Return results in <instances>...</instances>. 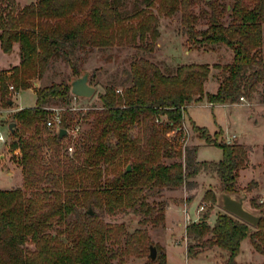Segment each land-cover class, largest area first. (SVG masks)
<instances>
[{
  "label": "trees",
  "instance_id": "1",
  "mask_svg": "<svg viewBox=\"0 0 264 264\" xmlns=\"http://www.w3.org/2000/svg\"><path fill=\"white\" fill-rule=\"evenodd\" d=\"M249 1L234 0L229 23H223L220 12L212 9L208 26L198 29L188 0H133L131 11L124 9L127 0H35L22 7L15 0H0V47L5 53L12 51L14 43L20 47L19 63L0 72V100L5 104L11 99L9 84L30 87L55 60L65 61L79 76L83 67L77 53L87 47L127 45L151 52L159 14L183 11L188 41L224 44L232 51L230 62L213 65L220 69L215 92L204 89L210 74L208 63L161 68L142 56L133 59L121 92L116 84L106 86L99 94V109L88 110L77 119L72 110L60 112L62 128L80 124L74 139L68 134L59 137L46 126L52 112L46 105L67 102L69 84L37 87L35 104L12 114L17 126L10 147L20 150L23 183L0 189V264H113L117 258L123 264L125 249L144 231L128 232L122 224L104 222L99 215L89 214L90 207L110 213L130 208L142 215V224L163 225L165 202L151 204L147 197L164 189H192L197 186L194 177L208 167L217 174L223 191L238 190V173L249 161L251 146L218 141L207 127L192 120L197 136L207 145L220 147L222 158L197 161L196 144L184 147L183 154L174 139L183 129L187 106L203 97L212 104L233 103L241 96L264 103V0ZM126 80L130 83L124 85ZM86 121H90L87 129ZM136 123L144 125L142 143L128 135ZM175 129L178 132L172 136ZM110 135L116 139L115 146L108 144ZM66 138L69 141L63 144ZM70 141L72 153L65 151ZM120 156L131 163L130 170L112 168ZM262 156L264 165V144ZM166 157L173 160L165 162ZM249 183L257 185L255 180ZM209 194L215 202L211 190H206L204 198ZM250 203L264 214V200L251 199ZM207 213L185 227L188 258L217 247L227 253L220 264H238L236 256L246 237L264 256V216L253 227L227 212H219L210 224ZM122 237L124 249L119 246Z\"/></svg>",
  "mask_w": 264,
  "mask_h": 264
},
{
  "label": "rangeland",
  "instance_id": "2",
  "mask_svg": "<svg viewBox=\"0 0 264 264\" xmlns=\"http://www.w3.org/2000/svg\"><path fill=\"white\" fill-rule=\"evenodd\" d=\"M15 1L17 7H22L35 0ZM245 1L247 3L250 2L249 0ZM188 2L189 11H192L194 14L196 18L195 26L198 29L208 26L210 22L208 14L212 9L220 12V19L223 23L231 21V7L234 0H188ZM133 8V0H127L124 9L131 11ZM182 12L178 10L172 16L158 15V36L154 43V49L151 52L137 46L127 45H114L101 49L87 47L79 51L77 53L79 55V63L83 67V70L90 72L89 83L95 87V92L90 97H76L70 91V98L67 102L63 100L52 101L46 105L47 109L51 111L56 109L59 112L72 110L76 119L80 118L88 110L99 109L101 106L99 94L103 93L106 86L111 84H116L118 89H121L123 87L121 83L126 78V71L129 70L131 61L141 56L157 63L161 68L165 66L174 68L176 65L183 63L206 62L210 65V74L213 78L220 74V69L213 65L230 62L232 51L224 44L197 45L188 41L187 35L183 31ZM262 36V56L264 58V23L262 25ZM19 61L20 47L18 43H14L12 51L9 53L3 52L0 47V72L9 70L11 67L17 65ZM73 76L75 75L72 73L68 63L63 60H55L42 77L32 80L30 87L20 89L15 86V89L18 91L16 97L11 95V91L8 88L7 96H10L13 100L12 104H5L0 100V118L4 126L3 132L6 134V141L0 142V189L18 187L22 183L21 167L18 160L20 150H11L10 146L15 138L7 130V125L10 122L15 123L14 128L17 126L16 121L12 118V114L20 108L35 104L34 91L37 87L50 85L53 82L69 84ZM129 83L126 80L124 85ZM118 92H121V90ZM236 104L212 105L206 101H201L195 105H191L184 120L187 129H182L174 141L175 144L180 145L183 154L184 147L201 143L197 150L199 160L219 161L222 158V149L220 147L204 144V140L197 136L198 133L192 128L189 117L191 116L196 122H194L195 124L207 127L212 138L218 141L249 144L252 148L249 154V164L239 170L236 183L238 190L231 193H238L241 190L245 191L246 199L244 203L246 207L253 212L259 213L260 209L252 207L250 200L254 199L258 203L264 200V165L262 156V146L264 144V103L257 99L251 100L245 97L243 100L239 98ZM51 115L52 112L49 113V117ZM161 118L164 119V117ZM85 127L86 129L90 127V121H86ZM144 133L145 130L142 123L133 124L128 129L129 137L138 138L141 143L144 140ZM68 141L67 138L64 139L63 144H66ZM108 144L115 146V137L110 135L108 137ZM163 160L170 163L173 159L166 157ZM128 165L131 166V163L120 156L112 168L116 171L124 170ZM112 168L108 174L110 177L112 176ZM204 170L207 177L202 178L201 181H209L204 186V194L206 190L213 191L216 197L215 202L211 200V194L206 198L203 196L199 202V193L195 198L186 201L185 212L171 209L168 210V217H166L169 205H177L181 209V205L185 203V199L192 192L197 193V190L186 189L187 192H185V187L183 186L175 189H164L157 194L147 197V201L151 204L165 202L163 225H154L150 222L142 224L140 222L142 215L134 213L130 208L110 213L102 211L97 206L90 207L93 210V214L99 215L100 219L104 222L113 225L122 224L128 232H133L136 229L144 231V234L136 236L137 239L134 240L131 247L125 249L121 261L123 264H159L161 261H165L166 264H213L211 262L220 261V255L224 253L217 247L203 250L196 258H188L186 255L187 239L183 223L187 220L186 216L189 219H194L197 216L198 202L199 205L204 206L201 215L209 212L207 213V220L210 219L212 223L215 222L219 212H225L218 206V195L214 191L222 190L220 180L212 167ZM251 180H256L257 185L253 186L250 184ZM60 238L66 241L63 235ZM151 244L156 246L157 251L154 260L149 257V245ZM250 244L247 237L242 240L240 251L236 257L238 264H264V256L254 248L253 253H251L249 249ZM28 245L30 248L33 247V243L31 242ZM119 246L124 249V237H122ZM224 255L227 257V253ZM113 264L122 263L117 258L113 260Z\"/></svg>",
  "mask_w": 264,
  "mask_h": 264
},
{
  "label": "water",
  "instance_id": "3",
  "mask_svg": "<svg viewBox=\"0 0 264 264\" xmlns=\"http://www.w3.org/2000/svg\"><path fill=\"white\" fill-rule=\"evenodd\" d=\"M90 72L88 70H82L79 76H73L69 82L70 91L76 97H90L95 92V87L89 83ZM13 100L10 99L8 104H12ZM14 122L8 124L10 133L14 132ZM66 134L65 128H60L58 135L62 137ZM127 170H130V165L127 166ZM235 192V191H234ZM217 204L225 212L243 220L244 222L256 227L264 214L259 212H253L246 207L244 201L246 199V192L241 190L238 193H231L220 190L217 194ZM89 214H93L91 208L88 209ZM156 246L149 245V257L154 260L156 258Z\"/></svg>",
  "mask_w": 264,
  "mask_h": 264
},
{
  "label": "crops",
  "instance_id": "4",
  "mask_svg": "<svg viewBox=\"0 0 264 264\" xmlns=\"http://www.w3.org/2000/svg\"><path fill=\"white\" fill-rule=\"evenodd\" d=\"M199 63H206V62H199ZM212 78H213V76H211V74L209 75V77H208V80L205 82V84H204V89H205V91H208V92H215L216 91V89H217V87H218V82H217V80H216V78L214 77L213 78V80H212ZM201 101H206V102H208L207 101V99L205 98V97H203L200 101H194V102H192L190 105H188L187 106V112H188V108L191 106V105H195V104H197V103H199V102H201ZM237 102V101H236ZM236 102H233V103H214V104H212V103H210V102H208L209 104H212V105H216V104H231V105H237L236 104ZM21 107H23V106H21ZM26 107V106H25ZM190 117V121L192 120L193 122H195L193 119H192V117L191 116H189ZM187 118V117H186ZM187 120L189 121V119L187 118ZM196 123V122H195ZM200 126V125H199ZM222 131H223V129H222ZM224 132V131H223ZM228 137V136H227ZM228 139H230V137H228ZM201 144V143H200ZM200 144L199 143H197L196 145H197V147H199L200 146ZM205 144V143H204ZM247 145H249V144H247ZM198 150V149H197ZM251 153V152H250ZM196 160L197 161H205V160H199L198 159V157H197V152H196ZM249 164V161H248V163H247V165ZM246 165V166H247ZM245 166V167H246ZM244 167V168H245ZM204 169H202L195 177H194V180L197 182V186L196 187H194V188H192V189H189V190H197V193L196 192H192V194H190L189 196H188V198H186L185 199V203L183 204V205H181V209L179 208V206H177V205H169L168 206V209H167V212H166V217H168L167 216V213H168V210H175V211H184L185 212V205H186V201H188V200H190V199H193V198H195L196 196H198V194H199V202H200V200H201V198L204 196V186H205V184H206V182L207 183H209V181H201L202 180V178H206L207 177V175H206V173H205V170L203 171ZM9 174H11V173H9ZM21 175H22V172H21ZM212 179H214V178H212ZM256 181V180H255ZM22 183H23V176H22ZM22 183L20 184V185H22ZM19 185V186H20ZM185 189V192H187V190H186V188H184ZM199 189H201V190H199ZM215 191V193L216 194H218V192L220 191V190H214ZM199 202H198V207H197V216L194 218V219H189V217L188 216H186V222H184L183 224H184V228L186 227V225H187V223H190V222H192V221H197L198 220V218L201 216V211H198V209H199V207L201 206V205H199ZM187 214V213H186ZM211 216V215H210ZM208 222L210 223V224H213L211 221H210V219L208 220ZM242 242V241H241ZM241 245V244H240ZM249 249L251 250V253H253V247H252V245L250 244V246H249ZM222 253H226V252H222ZM224 254H222V255H220V261L219 262H211V263H213V264H220V263H222V261L226 258L225 257V255ZM237 257V256H236ZM238 263V262H237Z\"/></svg>",
  "mask_w": 264,
  "mask_h": 264
},
{
  "label": "built area",
  "instance_id": "5",
  "mask_svg": "<svg viewBox=\"0 0 264 264\" xmlns=\"http://www.w3.org/2000/svg\"><path fill=\"white\" fill-rule=\"evenodd\" d=\"M9 90L11 91V95L13 97H16L18 95V91L15 89L14 85L12 84H9L8 86ZM118 91H120V89H118ZM241 100L244 99L243 96L240 97ZM61 124V113L59 111H57L56 109H53L52 111V115L47 119L46 121V126L48 128H53L55 129L57 132H59L60 128H62L60 126ZM3 124H2V120L0 118V142H5L6 141V134L3 132ZM66 129V134H68L69 136L72 137V139H74L77 134L79 133L80 131V126L77 124L75 127L73 128H65ZM183 129H187L185 124H183ZM7 130L8 129V125H7ZM178 132L177 129L173 130L172 131V136L175 135L176 133ZM66 152L68 153H72L73 152V142L70 141L67 146H66V149H65ZM204 209V206L201 205L198 209V211H202Z\"/></svg>",
  "mask_w": 264,
  "mask_h": 264
}]
</instances>
